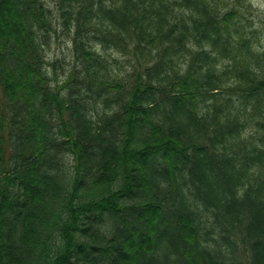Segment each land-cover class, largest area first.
Listing matches in <instances>:
<instances>
[{
    "label": "trees",
    "instance_id": "obj_1",
    "mask_svg": "<svg viewBox=\"0 0 264 264\" xmlns=\"http://www.w3.org/2000/svg\"><path fill=\"white\" fill-rule=\"evenodd\" d=\"M55 4L0 0V264H264L250 22L224 0Z\"/></svg>",
    "mask_w": 264,
    "mask_h": 264
},
{
    "label": "rangeland",
    "instance_id": "obj_2",
    "mask_svg": "<svg viewBox=\"0 0 264 264\" xmlns=\"http://www.w3.org/2000/svg\"><path fill=\"white\" fill-rule=\"evenodd\" d=\"M52 8H55L56 0H47ZM227 5L225 8H236V16L242 21L247 19L251 28L249 32L256 31L255 35L258 37L256 46L264 49V0H246L243 5H236V0H224ZM57 13V11H56ZM51 40L49 44H45L46 56L49 59L48 69L51 78L63 79L68 72L67 68L69 62L72 61L71 46L67 36L58 28L57 34L51 33ZM116 54L115 52H110ZM119 72H125V67L117 69Z\"/></svg>",
    "mask_w": 264,
    "mask_h": 264
}]
</instances>
